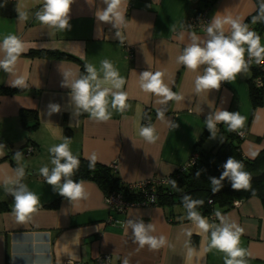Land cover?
Returning a JSON list of instances; mask_svg holds the SVG:
<instances>
[{"label": "crops", "instance_id": "0c3cea01", "mask_svg": "<svg viewBox=\"0 0 264 264\" xmlns=\"http://www.w3.org/2000/svg\"><path fill=\"white\" fill-rule=\"evenodd\" d=\"M43 4L44 0H0V43L14 35L25 49L12 72L0 68V88H13L18 76L26 81V86L16 87L18 91L0 92V144L4 145L0 149V264H63L66 260L94 264L101 254L109 255V264H224L226 254L210 247L212 229L207 233L199 229L180 206L149 204L115 211L107 206L106 194L92 179L80 180L84 195L69 200L59 194V186L54 191L46 183L40 169L47 166L51 172L54 165L49 149L67 137L74 156L89 160L95 156L97 162L115 164L123 183L169 177L197 153V143L210 149L227 135L226 123L216 125V138L205 124L207 115L218 110L244 117L236 129L245 131L239 150L246 159L256 158L264 151V99L253 106L249 84L253 65L234 80L221 82L219 90L196 93L195 79L206 66L191 71L177 62L193 34L206 39V30L186 25L189 17L205 12L209 22L219 14L244 23L255 11V1L124 0L125 24L118 29L121 39L111 23L95 17L97 8L106 7L102 0H92V4L74 0L66 30L36 18ZM225 31L230 34V26ZM259 36L264 46V33ZM54 52L75 59L56 57ZM3 58L0 51V60ZM104 60L124 79L121 89L112 90L125 92L128 106L122 112L113 109L109 94L111 117L97 121L88 112L81 113L71 100V90L61 82L65 72L71 73L69 83L79 79L81 65L88 64L103 80ZM144 71L161 72L163 83L179 98L161 103L163 96L145 92L140 86ZM102 87L112 86L105 82ZM50 102L60 104L61 111L48 116ZM21 110L33 112L27 117V126L20 120ZM158 112H163L162 118ZM149 125L155 130L152 142L140 135V129ZM28 146L33 150L26 155ZM18 169H23L22 177ZM19 184L39 197L36 211L23 222L15 215L9 191ZM215 211L220 215L214 220L201 216L210 225L219 226L223 220L243 229L239 244L245 250L243 259L246 264H264V201L251 195ZM130 220L151 223L154 231L150 234L163 236L167 242L156 249L141 247Z\"/></svg>", "mask_w": 264, "mask_h": 264}, {"label": "clouds", "instance_id": "9594fccd", "mask_svg": "<svg viewBox=\"0 0 264 264\" xmlns=\"http://www.w3.org/2000/svg\"><path fill=\"white\" fill-rule=\"evenodd\" d=\"M74 0H44L42 9L37 12L36 18L44 25L55 27L60 30L70 28L69 12L70 6ZM92 4V0H87ZM106 5L103 8H97L95 17L100 22L111 23L117 29L115 36L121 39V33L118 30L125 24V7L124 0H102ZM257 19H264V4L261 5V16L254 17L253 22ZM230 26L231 32L226 35L225 26ZM122 42V41H121ZM247 45V48H245ZM0 51L4 53V58L0 60V68L6 72H12L18 57L25 51L22 42L18 37L9 35L4 37L0 43ZM245 52H247L249 60H245ZM255 59L257 63H264V46L260 43V36L254 31H250L247 24L242 23L238 18L231 16H220L215 14L206 28V39H201L195 34L191 37V43L184 47L181 55L177 57V62L185 68L196 71L201 66L203 75H198L195 79V91L201 93L213 89L219 90L221 82H229L235 79L237 74L246 72L251 59ZM101 69L104 73L103 80L98 79L97 69L88 64L85 66L87 75L74 79L69 83L70 72L63 73L62 87L69 88L71 100L78 109L88 112L92 119L97 121H107L111 117V113L107 110L108 100L106 97L111 94V107L118 111H124L128 106L126 104L127 94L119 90L124 84V79L120 77L119 72L114 68L108 60L101 62ZM162 73H152L144 71L140 74L141 88L145 92L154 93L163 96L167 100L179 98L175 93L162 81ZM95 82V83H93ZM105 82L111 83V88L102 87ZM13 87H24L26 81L23 76H18L11 84ZM61 111V105L50 102L47 105V114L51 116ZM158 117H163V112L157 113ZM244 117L239 112H229L227 110H218L210 113L205 118V124L212 138H216V125L224 122L229 126L230 130H236L242 126ZM154 128L145 126L140 129V135L147 141L152 142L156 139L154 136ZM4 145L0 144V149ZM53 154L51 163L54 167L49 171L47 166L40 169V174L45 178L48 185L53 186L56 191L59 186V194L69 200H77L84 195L82 185L71 177L74 171L78 169L80 160L74 156L69 148V140L59 145H55L49 149ZM63 161V162H61ZM95 161V156L91 158L90 163ZM224 171L219 178L210 177L213 186L212 191L218 192L223 187L222 181L227 178L231 182L234 190H240L249 186V174L243 171V165L229 157L223 164ZM200 173L198 172L197 175ZM18 175H24L23 169H18ZM63 178V183L61 180ZM175 187V181H173ZM14 197V212L17 219L21 222L25 221L31 213L36 211L39 204V197L28 190L24 184H19L15 189L9 190ZM184 207L187 209L188 219L194 221L199 229L205 233L211 230L210 247L218 249L225 253L224 264H246L243 257L245 250L239 247L240 236L243 229L235 224L221 221V225H210L208 221L202 217L195 209L198 205H202L203 201L193 200L189 195L183 197ZM217 216L220 214L217 213ZM132 229L135 241L143 247L148 245L151 249L163 246L167 241L161 236L159 238L151 235L154 226L149 223L144 224L143 221H128ZM125 264L127 262L125 261Z\"/></svg>", "mask_w": 264, "mask_h": 264}, {"label": "trees", "instance_id": "16d2710c", "mask_svg": "<svg viewBox=\"0 0 264 264\" xmlns=\"http://www.w3.org/2000/svg\"><path fill=\"white\" fill-rule=\"evenodd\" d=\"M209 3H213L216 0H207ZM256 4L255 11L246 18L244 24L251 26L252 30L261 35L264 33V19H257L253 22L254 17L261 16V5L264 4V0H254ZM52 55L60 58H74L71 55L62 52H54ZM253 75L260 74L261 72L252 66ZM86 75L85 66L81 65L80 77ZM251 100L253 106L262 104L264 99V87H257L252 81V77L249 80ZM16 87L0 88V92L12 93L18 91ZM84 112L81 109V113ZM31 111L21 110L20 120L23 125L27 126V117ZM35 114V113H34ZM37 123V122H36ZM36 123L32 126L35 127ZM240 137L236 135L234 130H229L224 138H221L217 144L210 149H202L200 144H196L195 151H197V158L195 163L187 166L186 168L176 169L169 175V182L166 184H148L144 191L137 188H130L128 183H123L117 175V170L111 165H106L97 161L90 163L91 160L78 157L80 160L79 167L74 171L73 179L79 182L83 179L94 180L108 195L112 191H117L127 200H141L144 199V193L149 192L153 198L151 205L162 206H180L184 210V214L187 217V209L183 204V197L189 195L193 200L203 201L202 205L196 207V211L201 215L210 216L211 214H217L216 208L228 209L233 206L236 199L244 198L251 195L258 196L264 201V181L254 182L247 188L241 191L230 192L223 190L229 180L225 178L222 181L223 187L219 192L212 195V184L210 177L219 178L224 171L223 164L229 157L239 161L243 165V171L258 173L264 169V151H262L254 159H246L242 156L239 150ZM63 162V161H61ZM200 173L197 175V173ZM175 181V187L173 186ZM17 186V185H16ZM15 186V187H16ZM152 189V190H151Z\"/></svg>", "mask_w": 264, "mask_h": 264}, {"label": "built area", "instance_id": "2783aa9c", "mask_svg": "<svg viewBox=\"0 0 264 264\" xmlns=\"http://www.w3.org/2000/svg\"><path fill=\"white\" fill-rule=\"evenodd\" d=\"M208 23H209V19L207 18L205 12L201 13L200 15H192L186 21V25L188 27L202 29V30H206ZM245 60L246 61L249 60V57L247 56ZM249 64L253 65L255 68H257L261 72L260 74L253 75L252 81L257 87H264V63H257L255 59L253 58L250 60ZM234 131L236 135H238V137L240 138H243L245 136L244 130H234ZM32 150H33V147L28 146L25 150L26 155L32 152ZM196 158H197V153H193L189 161L182 168L184 169L187 166L194 164ZM111 166L116 169L115 164H112ZM168 182H169V177L151 178V179H146L142 181L128 183V186L130 188H137V189L144 191L148 184H152V186H154L155 184H166ZM144 196H145L144 199L132 201V200L125 199L120 192L112 191L108 195L105 196V201L107 203V206L110 209L123 212L129 207L149 205L153 201V198L150 196L149 192H145ZM208 217L211 220H214L216 219L217 215L211 214ZM109 258H110L109 255L101 254L96 257L94 264H109ZM63 264H82V263L73 261V260H66Z\"/></svg>", "mask_w": 264, "mask_h": 264}, {"label": "water", "instance_id": "95a60500", "mask_svg": "<svg viewBox=\"0 0 264 264\" xmlns=\"http://www.w3.org/2000/svg\"><path fill=\"white\" fill-rule=\"evenodd\" d=\"M249 174L250 180H249V185L254 183V182H261L264 181V169H262L260 172L258 173H252V172H246ZM223 190H228L230 192H237V191H241L243 189L240 190H234L231 186V182L229 181L226 185V187ZM219 192V191H218ZM217 193V192H215ZM214 192H212L210 198L212 197L213 194H215Z\"/></svg>", "mask_w": 264, "mask_h": 264}]
</instances>
